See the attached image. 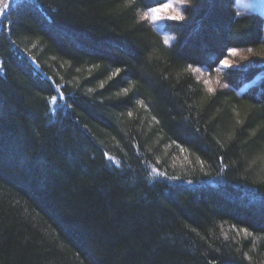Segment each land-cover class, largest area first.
I'll return each instance as SVG.
<instances>
[{
	"label": "trees",
	"instance_id": "obj_1",
	"mask_svg": "<svg viewBox=\"0 0 264 264\" xmlns=\"http://www.w3.org/2000/svg\"><path fill=\"white\" fill-rule=\"evenodd\" d=\"M167 1L0 0V264H264V17Z\"/></svg>",
	"mask_w": 264,
	"mask_h": 264
},
{
	"label": "rangeland",
	"instance_id": "obj_2",
	"mask_svg": "<svg viewBox=\"0 0 264 264\" xmlns=\"http://www.w3.org/2000/svg\"><path fill=\"white\" fill-rule=\"evenodd\" d=\"M190 1L191 0H168L161 5L141 11L140 19L160 34L165 41H170L171 36L163 29V25L167 20L171 19V17L182 16L183 7L190 3ZM165 5H170V7L165 8ZM236 8L243 13L257 11L264 17V0H236ZM152 9H155L156 11L152 12ZM153 16L156 18L153 19ZM232 49H236V53L233 54L228 51L227 55L214 69H208L203 65H194L190 68L196 78L201 81L204 87L209 91H215L216 89H229L228 84L222 78L223 71L228 68L246 67L254 64L264 65V44L262 48L257 51L252 48ZM258 79L259 78L246 84L243 88H241V90H239V92L246 89L250 85L255 84ZM166 151H162V153H166ZM252 163H261L260 167L264 169V155L254 158Z\"/></svg>",
	"mask_w": 264,
	"mask_h": 264
},
{
	"label": "snow or ice",
	"instance_id": "obj_3",
	"mask_svg": "<svg viewBox=\"0 0 264 264\" xmlns=\"http://www.w3.org/2000/svg\"><path fill=\"white\" fill-rule=\"evenodd\" d=\"M167 7H170V5H165V8H167ZM152 12H155L156 10L155 9H152L151 10ZM156 17L155 16H153V19H155ZM171 19H183V17L182 16H175V17H171ZM167 42V41H166ZM230 52H232L233 54H235L236 53V49H230L229 50ZM250 51V50H249Z\"/></svg>",
	"mask_w": 264,
	"mask_h": 264
}]
</instances>
